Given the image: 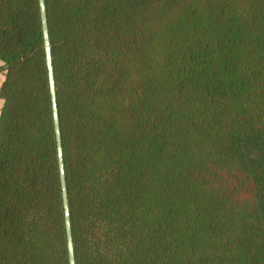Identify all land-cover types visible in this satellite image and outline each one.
<instances>
[{"label":"trees","instance_id":"trees-1","mask_svg":"<svg viewBox=\"0 0 264 264\" xmlns=\"http://www.w3.org/2000/svg\"><path fill=\"white\" fill-rule=\"evenodd\" d=\"M76 264H264V0H45ZM0 264H70L39 0H0Z\"/></svg>","mask_w":264,"mask_h":264},{"label":"water","instance_id":"water-1","mask_svg":"<svg viewBox=\"0 0 264 264\" xmlns=\"http://www.w3.org/2000/svg\"><path fill=\"white\" fill-rule=\"evenodd\" d=\"M39 1H40V8H41V21H42V29H43V36H44L45 51H46V60L48 64L49 84H50L51 100H52V107H53L54 126H55L56 138H57V149H58L59 169H60V178H61L62 195H63V206H64V212H65V225H66V231H67L69 261H70V264H76L71 219H70V210H69V200H68V192H67L66 176H65V168H64L60 123H59V115H58V108H57V101H56V87H55V78H54V71H53L51 44H50V39H49L48 20H47L45 0H39Z\"/></svg>","mask_w":264,"mask_h":264},{"label":"crops","instance_id":"crops-1","mask_svg":"<svg viewBox=\"0 0 264 264\" xmlns=\"http://www.w3.org/2000/svg\"><path fill=\"white\" fill-rule=\"evenodd\" d=\"M2 66H3L2 61L0 59V87H1V84L4 80V78H5V70ZM2 105H3V99L0 97V110H1Z\"/></svg>","mask_w":264,"mask_h":264}]
</instances>
